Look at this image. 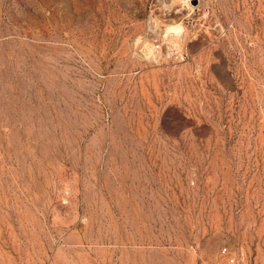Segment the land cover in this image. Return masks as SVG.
Segmentation results:
<instances>
[{
	"label": "rangeland",
	"instance_id": "1",
	"mask_svg": "<svg viewBox=\"0 0 264 264\" xmlns=\"http://www.w3.org/2000/svg\"><path fill=\"white\" fill-rule=\"evenodd\" d=\"M196 1L0 0V264H264V0Z\"/></svg>",
	"mask_w": 264,
	"mask_h": 264
},
{
	"label": "built area",
	"instance_id": "2",
	"mask_svg": "<svg viewBox=\"0 0 264 264\" xmlns=\"http://www.w3.org/2000/svg\"><path fill=\"white\" fill-rule=\"evenodd\" d=\"M222 252H223V253H226V252H227V249H226V248H223V249H222ZM228 261H229L230 263H233L234 259H233V258H229Z\"/></svg>",
	"mask_w": 264,
	"mask_h": 264
},
{
	"label": "water",
	"instance_id": "3",
	"mask_svg": "<svg viewBox=\"0 0 264 264\" xmlns=\"http://www.w3.org/2000/svg\"><path fill=\"white\" fill-rule=\"evenodd\" d=\"M193 4H197V1H196V0H194Z\"/></svg>",
	"mask_w": 264,
	"mask_h": 264
}]
</instances>
